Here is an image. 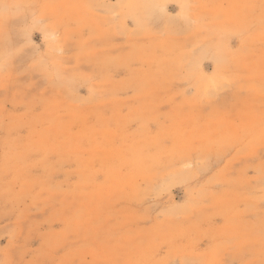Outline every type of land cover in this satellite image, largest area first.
<instances>
[{
  "label": "rangeland",
  "instance_id": "374dc122",
  "mask_svg": "<svg viewBox=\"0 0 264 264\" xmlns=\"http://www.w3.org/2000/svg\"><path fill=\"white\" fill-rule=\"evenodd\" d=\"M0 264H264V0H0Z\"/></svg>",
  "mask_w": 264,
  "mask_h": 264
}]
</instances>
